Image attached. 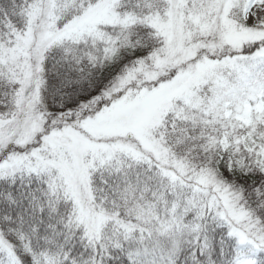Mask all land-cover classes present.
Instances as JSON below:
<instances>
[{
    "label": "snow or ice",
    "instance_id": "snow-or-ice-1",
    "mask_svg": "<svg viewBox=\"0 0 264 264\" xmlns=\"http://www.w3.org/2000/svg\"><path fill=\"white\" fill-rule=\"evenodd\" d=\"M0 264H264V0H0Z\"/></svg>",
    "mask_w": 264,
    "mask_h": 264
}]
</instances>
